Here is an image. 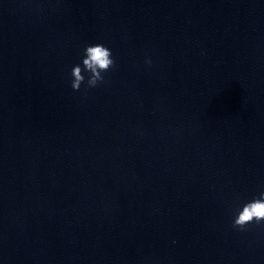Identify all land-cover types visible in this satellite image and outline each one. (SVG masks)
I'll return each instance as SVG.
<instances>
[{
  "label": "clouds",
  "instance_id": "1",
  "mask_svg": "<svg viewBox=\"0 0 264 264\" xmlns=\"http://www.w3.org/2000/svg\"><path fill=\"white\" fill-rule=\"evenodd\" d=\"M145 64L150 67L152 60L146 57ZM116 66L112 51L103 43L97 42L85 45L81 62L71 68L70 87L74 92H79L81 86L85 85L84 96L86 97L90 89L107 83L104 74L116 68ZM85 74H87V77ZM252 224H264V191L243 203L236 210L232 220L233 229L238 231H246L248 226Z\"/></svg>",
  "mask_w": 264,
  "mask_h": 264
}]
</instances>
